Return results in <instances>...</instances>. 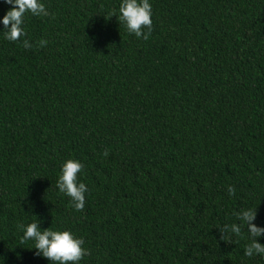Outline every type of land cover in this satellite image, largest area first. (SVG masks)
I'll return each instance as SVG.
<instances>
[{
	"label": "trees",
	"instance_id": "16d2710c",
	"mask_svg": "<svg viewBox=\"0 0 264 264\" xmlns=\"http://www.w3.org/2000/svg\"><path fill=\"white\" fill-rule=\"evenodd\" d=\"M39 2L9 41L0 0V264H52L32 222L82 237L79 264H264L235 215L264 227V0H149L147 40L122 0ZM69 159L83 211L57 187Z\"/></svg>",
	"mask_w": 264,
	"mask_h": 264
},
{
	"label": "clouds",
	"instance_id": "9594fccd",
	"mask_svg": "<svg viewBox=\"0 0 264 264\" xmlns=\"http://www.w3.org/2000/svg\"><path fill=\"white\" fill-rule=\"evenodd\" d=\"M11 6L10 10L3 16V34L5 39L9 41H17L21 36L26 35L23 29L24 15L31 13L34 16H48L49 12L45 5L39 0H4ZM119 20L122 21L130 34H135L137 38L147 40L152 31V6L149 0H122L119 6ZM116 16L115 12L110 16ZM108 17V18H110ZM147 29V31H145ZM40 46H46L47 41L42 39ZM24 47L29 48L31 44L27 40L24 41ZM109 153L105 151L104 156ZM84 165L74 159L67 160L61 168V175L57 181V187L60 192L65 193L71 198L73 206L77 211H83L85 207V193L88 191L87 186L83 182H78V174ZM230 195L235 194V188L229 186ZM237 219L243 221L244 226L250 235L251 242L244 249V255L252 257L257 254H264V244L258 242V237L264 235V227H258L253 221L256 219V208L247 209L239 213H235ZM24 229L22 242L29 239L35 241V249L37 255H42L50 260L52 264H79L86 256L90 255L89 249L83 247L85 240L75 237L70 231H53L50 228L41 230L39 223L32 222L21 225ZM220 239H228V234L233 233L237 236L241 233L240 224L224 225L218 228Z\"/></svg>",
	"mask_w": 264,
	"mask_h": 264
}]
</instances>
